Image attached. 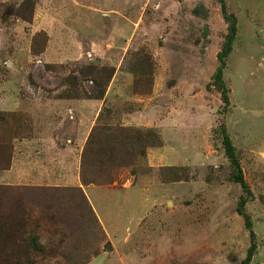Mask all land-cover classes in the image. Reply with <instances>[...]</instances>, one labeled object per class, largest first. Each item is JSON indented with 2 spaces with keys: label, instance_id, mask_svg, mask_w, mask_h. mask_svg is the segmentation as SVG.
<instances>
[{
  "label": "rangeland",
  "instance_id": "374dc122",
  "mask_svg": "<svg viewBox=\"0 0 264 264\" xmlns=\"http://www.w3.org/2000/svg\"><path fill=\"white\" fill-rule=\"evenodd\" d=\"M74 46L62 63L39 57ZM0 78L102 101L75 182L0 186V264H242L241 196L248 264H264V0H0ZM30 125L10 118L0 142Z\"/></svg>",
  "mask_w": 264,
  "mask_h": 264
},
{
  "label": "crops",
  "instance_id": "0c3cea01",
  "mask_svg": "<svg viewBox=\"0 0 264 264\" xmlns=\"http://www.w3.org/2000/svg\"><path fill=\"white\" fill-rule=\"evenodd\" d=\"M77 29L76 27L70 32ZM66 40L69 41L68 38L61 39L62 43ZM48 47L39 56L46 65L77 58L81 53L78 46L70 48L66 53L56 50L53 54ZM10 64L9 60L5 62L6 67ZM8 77L13 78V74ZM3 78L0 80L3 81ZM10 81L8 87H0V115L2 116L0 125L13 117L27 119L31 123L32 136L30 138L13 137L10 142H0L1 146L9 147L3 158L5 163L0 165V186H34L43 183L46 179L53 181L52 185H57L62 183V177L75 182L78 179L75 166L77 148L86 144L87 135L93 126L94 118L99 113L102 101L90 97L64 98L60 96L59 90H41L29 84H23L22 88L19 84H14L12 79ZM41 130L43 132L40 134ZM62 130L65 131L64 137H60ZM56 132L57 136H53ZM39 144L42 146L41 149L35 146L34 151L27 152L28 146L31 148L32 145ZM54 151L72 154L73 159L66 166L53 165V156L50 154ZM1 156L2 154L0 158ZM33 163H37L38 166L34 167ZM31 169L35 172L32 178H30ZM92 195L96 203H93L91 197L88 198L93 206L101 204L96 200L98 194ZM137 219H140L139 216Z\"/></svg>",
  "mask_w": 264,
  "mask_h": 264
},
{
  "label": "trees",
  "instance_id": "16d2710c",
  "mask_svg": "<svg viewBox=\"0 0 264 264\" xmlns=\"http://www.w3.org/2000/svg\"><path fill=\"white\" fill-rule=\"evenodd\" d=\"M219 2V5H220V13H221V16H222V19L224 21H230V24L228 26V33L229 35H233L234 32H235V21H234V18L232 15L230 14H227L225 12V9H224V5L222 4L221 1H218ZM229 49V47H228ZM219 73V70L217 71L216 75ZM218 75H217V79H218ZM222 88V92H223V97H222V103L223 104H226L227 103V99L225 98L224 96V93H225V89L223 87ZM221 145H222V148H223V153H224V156L225 158L228 160L229 164L234 168L235 170V174L234 176L232 177V181L234 183H237L241 190L246 193L248 196L250 195V192L247 188V186L244 184L243 180H242V177H241V171H240V168L238 166V162L236 160V157L234 155V151H233V148L229 142V139L226 135H223L222 137V140H221ZM245 203V197H239V200H238V203H237V207H236V214L238 216H242L243 218V226L244 228L248 231V237H249V247L247 248L246 250V254H245V258L242 262V264H248L251 257H252V254L254 252V249H255V245H254V237H253V233L251 231V224L249 222V220L247 219V217L243 216L242 214V211H241V207L242 205Z\"/></svg>",
  "mask_w": 264,
  "mask_h": 264
}]
</instances>
